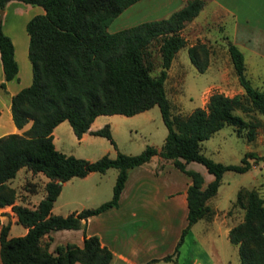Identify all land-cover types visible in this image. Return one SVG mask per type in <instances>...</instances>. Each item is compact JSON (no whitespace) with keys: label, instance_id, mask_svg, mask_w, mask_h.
Returning a JSON list of instances; mask_svg holds the SVG:
<instances>
[{"label":"trees","instance_id":"16d2710c","mask_svg":"<svg viewBox=\"0 0 264 264\" xmlns=\"http://www.w3.org/2000/svg\"><path fill=\"white\" fill-rule=\"evenodd\" d=\"M9 0H0L4 9ZM41 5L43 13L32 16L26 24L29 34L28 56L32 65V81L11 97V114L22 133L0 136V208L11 204L17 221L27 227L22 235H9L10 221L0 228V257L3 264H109L113 253L101 244L97 234L86 233L89 216L118 206L128 171L147 162L155 154L171 159L173 164L191 178L187 188L188 222L183 228L174 252L176 255L185 234L200 218H211L212 208L207 200L221 183L223 173L239 172L252 166L246 151L240 163H223L202 151V141L224 125L234 127L237 135L251 140L258 121L245 119L236 109L257 111L264 115V90L252 84L246 75L242 50L228 37L226 45L243 93L232 96L221 91L210 93L205 106H198L182 115L172 112L165 80L175 53L186 39L181 29L204 5V0H188L168 17L143 21L109 31L112 20L126 7L138 0H22ZM158 44L161 67L153 73L151 44ZM192 63L200 71L209 64V48L203 42L188 47ZM0 58L5 91L6 80L18 72L12 39L2 28L0 18ZM158 105L167 127L164 141L158 149L147 144L142 151L128 154L121 151L115 157L107 153L95 160L64 153L55 147L52 131L68 120L77 138L90 128L97 115L122 113L133 115ZM92 134L107 137L116 146L109 124L92 130ZM264 159V156L261 157ZM195 160L202 163L214 178L203 187V175L186 167ZM21 167L42 172L48 177L45 195L35 207L15 203L16 190L8 184ZM117 169L112 196L93 207H85L66 215L52 212L62 183L72 177H83L91 171ZM233 206L244 209L243 219L229 230V240L238 246L240 264H264V193L256 188L241 187ZM1 213V212H0ZM82 228V245L58 243L49 249L43 240L52 230ZM153 258L143 264H149Z\"/></svg>","mask_w":264,"mask_h":264},{"label":"crops","instance_id":"0c3cea01","mask_svg":"<svg viewBox=\"0 0 264 264\" xmlns=\"http://www.w3.org/2000/svg\"><path fill=\"white\" fill-rule=\"evenodd\" d=\"M187 1L138 0L125 8L131 9L128 10L130 12H127V17L137 16L134 23L126 25V23L121 24L119 22L120 24H116V29L110 30L109 27L113 22L122 21L119 19L122 17L124 9L112 20L108 29L113 32L143 21L168 17L173 11L185 5ZM44 11L41 5L27 3L22 0H9L3 9L1 16L2 28L12 39L14 56L18 63V72L12 79L6 80L5 91L0 88V136L13 132L22 133L31 124L30 121L22 128H18L15 125L11 114V97L19 89L31 83L32 65L28 56L29 34L26 30V24L32 16ZM212 30L223 33L222 41L225 44L226 37L231 39L242 50L244 57L245 51H248L250 55L264 59V0H204V5L199 13L192 20L185 23L181 29V34L186 39V46L188 47L197 42H203L208 48H214L216 44L219 45L221 43L217 41L218 39L211 36ZM173 59L168 69L167 78L171 75ZM210 62L211 58L209 56V64ZM176 74V81L180 82L182 78L177 72ZM218 75L223 77L220 68L218 69ZM3 80L4 71L0 58V82ZM218 91L230 96L234 95L227 90ZM237 91V93H243L244 89L239 85ZM209 95L206 99L202 96L200 106L206 105ZM148 110L146 109L133 115L147 113ZM97 117L98 115L91 123L89 130L79 139H83L92 130L98 129L93 127ZM64 121L57 124L52 131L55 147V130ZM161 145L155 144L158 149H160ZM186 167L197 170L203 175V187L214 178V174L209 172L198 161L191 160L186 163ZM26 169L32 179L26 181L29 184V188L25 189L24 193L20 192L21 188L13 184L12 180L14 177L8 181V184L16 190L15 203L33 208L41 198L32 202L30 200L31 194L36 193L41 188L45 190L44 186L48 177L42 172L34 173L30 169ZM95 173V171H91L81 178L90 179ZM37 179L40 183L37 182ZM68 180L64 181L62 185H65ZM190 183L191 178L178 169L171 159L155 154L149 161L129 169L125 185L119 197L118 206L109 207L98 214L89 216L86 221V233L97 234L101 244L111 249L113 256L109 264H143L153 258L156 260L149 264H161L162 261H165L166 264L169 262L175 264L181 254L180 247L183 246L187 233L179 246L177 254L173 255L171 259H164V256L174 252L182 230L188 222L187 188ZM241 187L237 189L235 199H228V202L224 204L214 200L217 190L207 200L208 205L213 210L212 217L209 219H198L188 230V232H192L198 225H202L203 235H195L193 241L197 242L201 247L204 246V241L211 240L213 242L210 251L214 255V261L208 258L209 262L206 264H221L219 257H217L219 255L217 254L218 246L214 245V241H218L220 244L222 242L223 244L225 240H229L230 228L243 219L244 209L240 206H233ZM85 194L86 192H82V194L79 192L77 197L69 202L67 201V203L76 204L68 213L87 207V195ZM90 195H93V193ZM58 197L52 207L53 213H56L55 208ZM0 212V228L3 223L8 221H10V228L13 223L18 222L17 215L12 210L11 204L1 207ZM26 231L27 227L23 225V230L20 234L22 235ZM211 231L214 233L213 235H216L215 238L209 235ZM83 238L82 228H64L50 231L44 235L43 240H49V249L53 250L58 243L72 242L82 245ZM202 249L206 253V247L204 246ZM0 264H3L1 257ZM74 264L85 263L77 261Z\"/></svg>","mask_w":264,"mask_h":264},{"label":"rangeland","instance_id":"374dc122","mask_svg":"<svg viewBox=\"0 0 264 264\" xmlns=\"http://www.w3.org/2000/svg\"><path fill=\"white\" fill-rule=\"evenodd\" d=\"M128 10L131 9L127 8L123 11V15L119 19L122 21H115L110 25V30L116 29V24L118 25L119 22L131 25L136 21L137 16H132L131 18L126 16L130 12ZM211 34L221 44H216L214 48H209L211 62L204 71L198 70L192 63L188 53V46L186 45L178 50L173 59L171 75L165 82L173 113L182 115L190 113L194 108L201 105L202 96L206 99L213 91L227 90L233 94L238 92L240 83L228 55L227 46L222 41L223 33L213 31ZM150 49L153 60L152 72L155 74L158 73L161 67L158 44L154 42L151 44ZM245 61L246 75L250 78L253 85L264 90V59L250 55L248 51H245ZM219 68L223 77L218 75ZM176 72L182 78L180 82L176 81ZM236 112L251 122H259L255 128V137L251 140L247 139L245 136L246 129L239 136L232 125L226 124L212 136L202 141V151L214 160L223 163H240L246 151H253L259 157L256 159L249 157L252 166L246 171L239 172L229 169L223 173L218 192L214 197V200L221 204L228 202V199H235L237 189L241 186L256 188L261 194L264 193V159L261 158L264 156V115L255 110L245 112L241 109H236ZM105 124H109L116 146L102 135L89 133L83 139L77 138L69 121L65 120L55 130L56 148L67 154L95 160L105 153L115 157L118 151L136 154L142 151L147 144L161 145L167 133V127L163 122L158 105L149 108L147 113H139L137 115H125L122 113L100 114L94 121L93 127L100 128ZM95 172V175L90 179L72 177L65 185H62L61 194L56 202V214H65L73 209L72 207L76 204H70L67 201L69 202L77 197L79 192L81 194L86 192L87 207L96 206L101 203L100 201L103 202L112 196L117 169L110 167L105 172ZM29 179L32 178L28 174L26 167H22L18 170L12 182L21 188L20 192L24 193V190L29 188V184L26 183ZM37 182L40 183L38 179ZM44 192L45 190L41 188L36 193L31 194L30 200L32 202L39 200L44 196ZM94 192L96 195H94ZM91 193L93 195H90ZM22 230L23 224L15 222L9 230V234L21 235ZM203 231L202 225H198L192 232L185 234V242L180 247L181 254L175 264H206L209 259L214 261V255L210 251L213 243L211 240L203 243L206 247V253L202 249L204 246L201 247L197 242L193 241L195 235H203ZM213 234L212 231L209 233L210 236L215 238L216 235ZM214 245L218 246L217 254L219 255L217 257H219L221 264H240V256L236 244L225 240L223 244L222 242L220 244L218 241H214ZM161 264H166V262L162 261ZM167 264L173 263L169 262Z\"/></svg>","mask_w":264,"mask_h":264},{"label":"water","instance_id":"95a60500","mask_svg":"<svg viewBox=\"0 0 264 264\" xmlns=\"http://www.w3.org/2000/svg\"><path fill=\"white\" fill-rule=\"evenodd\" d=\"M2 14H3V9H0V18L2 16Z\"/></svg>","mask_w":264,"mask_h":264}]
</instances>
